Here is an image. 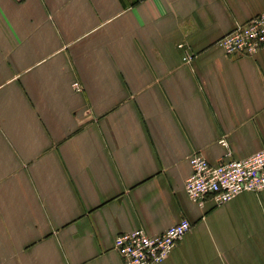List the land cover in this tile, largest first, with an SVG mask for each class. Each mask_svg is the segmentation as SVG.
Segmentation results:
<instances>
[{
    "label": "crops",
    "instance_id": "1",
    "mask_svg": "<svg viewBox=\"0 0 264 264\" xmlns=\"http://www.w3.org/2000/svg\"><path fill=\"white\" fill-rule=\"evenodd\" d=\"M263 12L0 0V264H122L116 237L181 220L162 264H264V189L203 207L184 189L193 155L216 166L264 149V48L216 45Z\"/></svg>",
    "mask_w": 264,
    "mask_h": 264
},
{
    "label": "built area",
    "instance_id": "2",
    "mask_svg": "<svg viewBox=\"0 0 264 264\" xmlns=\"http://www.w3.org/2000/svg\"><path fill=\"white\" fill-rule=\"evenodd\" d=\"M216 45L229 57L255 55L264 48V12L238 24ZM183 61L189 62L190 57L184 56ZM73 87L80 90L77 84ZM219 144L227 150L225 157H231L226 140H220ZM189 164L191 176L185 181L184 189L198 207H203L208 198L215 205H222L242 193L259 194L264 189V149L242 160L221 161L216 166L193 155ZM190 227L187 220H181L157 236H148L144 230L136 229L116 237L114 246L122 264H162Z\"/></svg>",
    "mask_w": 264,
    "mask_h": 264
}]
</instances>
